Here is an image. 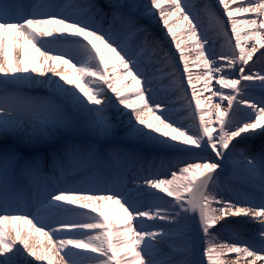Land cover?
Masks as SVG:
<instances>
[{
  "label": "snow or ice",
  "instance_id": "6c2138e0",
  "mask_svg": "<svg viewBox=\"0 0 264 264\" xmlns=\"http://www.w3.org/2000/svg\"><path fill=\"white\" fill-rule=\"evenodd\" d=\"M229 255L264 264V0H0V264Z\"/></svg>",
  "mask_w": 264,
  "mask_h": 264
},
{
  "label": "bare ground",
  "instance_id": "6f19581e",
  "mask_svg": "<svg viewBox=\"0 0 264 264\" xmlns=\"http://www.w3.org/2000/svg\"><path fill=\"white\" fill-rule=\"evenodd\" d=\"M157 19H158V17H157ZM170 22H173V21H170ZM174 23H178V22H174ZM161 28H162V25L154 26V31L157 33L158 36L164 37V36H166V30L164 32H160ZM177 30H179V29L177 28ZM168 40L170 41V38H168ZM173 51H174V49H173ZM186 54L189 56L190 60L195 58V54L192 52L190 47L186 50ZM64 67L66 68L67 66H64ZM259 67H260V65L258 64L257 68H259ZM68 71H69V73L71 72L70 69ZM117 71H119V70H117ZM108 95L112 96V98L115 99V97L113 96V94L110 91L108 92ZM214 102L215 101H213V103ZM226 105H227V102L225 101L224 106H226ZM117 106H119V105H117ZM125 111H129V110L125 109ZM213 115H214V110H213ZM145 118L150 119V117H148L147 115ZM240 146H243V145H240ZM228 219L234 221V220H237L238 218L228 217ZM245 219H247V218H245ZM258 223H259L258 221H249L247 223L240 224V225L233 224V225H230V227H239L241 229L242 235H246L249 231L254 230L258 226ZM36 242L37 241H34V243H36ZM231 258H232L231 255L224 257L225 264H230ZM239 264H247L246 259L243 261H240Z\"/></svg>",
  "mask_w": 264,
  "mask_h": 264
}]
</instances>
